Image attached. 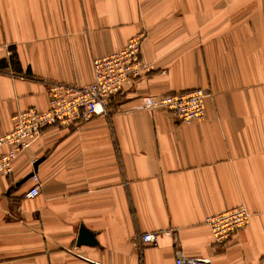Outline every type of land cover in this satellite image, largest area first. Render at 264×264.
Listing matches in <instances>:
<instances>
[{
  "label": "crops",
  "instance_id": "crops-1",
  "mask_svg": "<svg viewBox=\"0 0 264 264\" xmlns=\"http://www.w3.org/2000/svg\"><path fill=\"white\" fill-rule=\"evenodd\" d=\"M143 31L152 70L109 117L46 129L0 173V264H264V0H0V137L48 109L47 83L92 82L93 60ZM200 89L189 125L142 108ZM241 205L249 226L215 247L206 218ZM81 227L96 244L78 246ZM147 232L158 247L139 243Z\"/></svg>",
  "mask_w": 264,
  "mask_h": 264
},
{
  "label": "built area",
  "instance_id": "built-area-1",
  "mask_svg": "<svg viewBox=\"0 0 264 264\" xmlns=\"http://www.w3.org/2000/svg\"><path fill=\"white\" fill-rule=\"evenodd\" d=\"M146 34L132 37L124 48L93 60V80L88 84L47 83L49 107L45 111L31 108L18 112L11 132L0 137V173L11 174L14 161L37 143L43 132L50 128H72L97 116H110L109 105L113 98L125 91L136 80L152 69L142 58ZM204 90H195L158 97H145V110L163 109L173 114L182 124H192L205 116ZM4 148L6 150L4 151ZM3 150V151H2ZM33 187L26 198H36L41 189L38 174L32 177ZM251 214L245 205L208 216L215 247L226 248L233 237L247 228ZM142 247H158V232L143 233L139 238ZM177 264H211L205 257H185L178 253Z\"/></svg>",
  "mask_w": 264,
  "mask_h": 264
},
{
  "label": "water",
  "instance_id": "water-1",
  "mask_svg": "<svg viewBox=\"0 0 264 264\" xmlns=\"http://www.w3.org/2000/svg\"><path fill=\"white\" fill-rule=\"evenodd\" d=\"M44 159L45 158H42V159H40V160L35 162V164H34L35 172L38 169V165ZM35 172L30 174V176L28 178H32L33 175L35 174ZM77 243H78V246H81V245H91V246H93L94 244H96L95 235L93 233H91L89 230H87L86 228L81 227Z\"/></svg>",
  "mask_w": 264,
  "mask_h": 264
},
{
  "label": "trees",
  "instance_id": "trees-1",
  "mask_svg": "<svg viewBox=\"0 0 264 264\" xmlns=\"http://www.w3.org/2000/svg\"><path fill=\"white\" fill-rule=\"evenodd\" d=\"M11 50H12V48H11ZM10 61L13 62V65L15 64V66H17V57H16L15 52H13V54H12V56L10 58ZM2 64L3 63H1L0 65H2ZM3 65H5V62H4ZM0 67L3 68L4 66H0ZM22 77L27 78V79H35L30 72L26 73V75H24Z\"/></svg>",
  "mask_w": 264,
  "mask_h": 264
},
{
  "label": "rangeland",
  "instance_id": "rangeland-1",
  "mask_svg": "<svg viewBox=\"0 0 264 264\" xmlns=\"http://www.w3.org/2000/svg\"><path fill=\"white\" fill-rule=\"evenodd\" d=\"M140 33H143L144 35L146 34V32H145V31H143V32H140ZM146 36H147V35H146ZM142 50H143V47H142ZM10 53H11V54H13V52H12V51H11ZM11 56H12V55H11ZM151 70H152V69H151ZM151 70H150V71H151Z\"/></svg>",
  "mask_w": 264,
  "mask_h": 264
}]
</instances>
